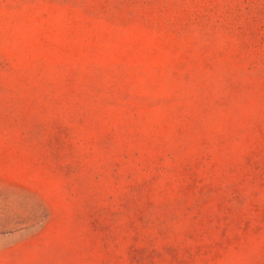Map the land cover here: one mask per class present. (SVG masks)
<instances>
[{
  "label": "rangeland",
  "instance_id": "374dc122",
  "mask_svg": "<svg viewBox=\"0 0 264 264\" xmlns=\"http://www.w3.org/2000/svg\"><path fill=\"white\" fill-rule=\"evenodd\" d=\"M0 264H264V0H0Z\"/></svg>",
  "mask_w": 264,
  "mask_h": 264
}]
</instances>
